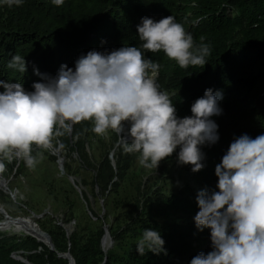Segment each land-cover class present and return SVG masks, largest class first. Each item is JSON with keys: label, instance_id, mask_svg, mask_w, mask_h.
Listing matches in <instances>:
<instances>
[{"label": "trees", "instance_id": "16d2710c", "mask_svg": "<svg viewBox=\"0 0 264 264\" xmlns=\"http://www.w3.org/2000/svg\"><path fill=\"white\" fill-rule=\"evenodd\" d=\"M167 16L175 17L197 44L203 36V42L211 45L207 64L187 69L163 52L144 53L161 65L155 81L169 94L178 116H190L191 105L207 89L223 94V114L213 117L220 140L203 148L204 169L193 173L190 166L178 165L175 154L158 169H145L137 153L126 152L125 142L119 144L114 131L102 137L92 131L89 121L73 124L72 131L57 126L63 134L50 144L59 143L70 157L77 153L79 160L65 163L66 175L58 176L59 170L50 174L48 169L43 175L52 214L37 223L50 235L56 251L25 236H34L28 230L15 233L20 236L4 233L15 225L11 224L0 228V264H26L14 254L30 264H70L58 255L67 252L76 264H190L200 252L212 250L209 231L199 232L195 226L197 192L215 189V167L234 138L264 133V0H65L61 7L51 0H25L21 7L0 6V79L23 83L33 91L32 84L42 82L34 68L55 76L61 65L74 68L80 55L91 50L139 46L141 19L159 21ZM14 54L25 57L26 74L6 67ZM113 151L115 166L110 160ZM14 164L18 175L25 177L30 171L23 160ZM70 177L85 188L82 193ZM72 222L74 231L68 236L65 227ZM107 226L114 244L105 253L102 240ZM147 228L160 231L165 252H137V242Z\"/></svg>", "mask_w": 264, "mask_h": 264}, {"label": "clouds", "instance_id": "9594fccd", "mask_svg": "<svg viewBox=\"0 0 264 264\" xmlns=\"http://www.w3.org/2000/svg\"><path fill=\"white\" fill-rule=\"evenodd\" d=\"M24 3L0 0V6L9 8ZM51 3L61 7L65 0ZM137 32L139 46L91 50L80 55L74 68L61 65L55 76L34 68L42 82H34L33 91H27L23 83L0 79V161L11 162L16 156L34 169L38 163L34 149L52 147L53 138L63 134L58 125L71 131L73 124L89 121L97 135L109 130L119 133L125 151L137 153L145 169H158L175 154L178 165L190 166L193 173L203 170V148L220 140L213 117L223 114L222 92L207 89L191 105V115L180 117L169 94L152 78L159 76L161 65L144 53L163 52L187 69L206 65L211 45L203 42V36L197 44L173 16L159 21L143 17ZM6 67L21 74L28 71L25 57L19 54L12 55ZM215 175V189L197 192L199 211L194 217L199 232L209 231L212 250L200 252L190 264H264V133L234 138L216 165ZM0 185L9 190L1 173ZM17 193L10 191L13 197ZM164 246L160 231L147 228L136 249L140 255L146 251L159 254L165 252Z\"/></svg>", "mask_w": 264, "mask_h": 264}, {"label": "rangeland", "instance_id": "374dc122", "mask_svg": "<svg viewBox=\"0 0 264 264\" xmlns=\"http://www.w3.org/2000/svg\"><path fill=\"white\" fill-rule=\"evenodd\" d=\"M157 77H158L157 75H153L152 78L154 80H156ZM72 126H71V131H72ZM59 127L62 128L63 126H59ZM127 128H128V126L125 125L126 133H127ZM114 133H116L117 137H119L120 139H123L119 133H117L115 131H114ZM107 135H109V134L107 133L104 136L106 137ZM129 141H130V137H129ZM76 142H77V139H73L72 144L75 145ZM52 145L55 148L53 146H52L53 147L52 148L49 145L47 148H36L35 149L36 150V156L38 159V163L34 169H30V171L26 172L25 177L18 175V174H15V171L17 168L14 164V161L15 162L21 161L22 158L13 156L11 162H9L6 159L3 161H0L4 164V167L2 169H0V173L2 174V177L4 179H7L8 184H9V186H8L9 190L18 192L16 194L17 196L14 195V197H13V195L10 194L9 190H6V189H3L2 187H0V204L4 207V209L8 212V214L11 217H13V218H28L31 216V213H34L35 215H38V216L42 215V214H39V212H42V213L47 212L50 215L52 214V209H51L50 205H48L47 199H45L46 196H45L44 189H45L46 185L44 186V182L42 181L44 172H45V170L46 171L49 170L50 174H52V172L54 170L55 171L59 170V172L61 174H59L58 176L66 175L65 169H64V172H63V170L60 169V166L58 163V155L56 154V152L54 150L59 151L62 158L66 159L65 163L71 161V158L74 160H79L77 153L71 155V157H70V155L67 154V151H65L64 149L61 148V145L59 143H58V146L56 145V142H54V144L52 143ZM101 147L102 146H100V144H99L98 149L100 151H101ZM113 152H115V151H113ZM53 157L57 158V162L54 163L52 161ZM68 157H70V159H68ZM64 168H65V165H64ZM40 170H41V172H40ZM30 177L32 178L33 182L31 181ZM29 178H30V182H29ZM78 181L81 183L80 179H78ZM78 187L80 188L81 191L85 190L84 187L83 188L81 186H78ZM14 198H16V199H14ZM4 199L6 200V202H4ZM92 202H93V207L99 213L98 208H96V203L94 202V200H92ZM26 205H29V207H26ZM101 206L104 208L103 201H102ZM30 207L35 208L36 211L31 210ZM104 213L105 212L103 211L101 213V216H103ZM57 218H59V217H57ZM4 220H5L4 215L2 213H0V222H3ZM27 223H29V222H27ZM73 223L74 222H72L69 225H72L73 227H75ZM21 227L22 226H18V224L16 223V225L12 226L10 231H6L4 233H9L11 235H17L15 233H18V234L24 233L25 234L27 232L26 230H28L27 227L25 229L21 228ZM17 236H20V235H17ZM113 244H114V241H113ZM113 244L110 247V249L113 247Z\"/></svg>", "mask_w": 264, "mask_h": 264}, {"label": "water", "instance_id": "95a60500", "mask_svg": "<svg viewBox=\"0 0 264 264\" xmlns=\"http://www.w3.org/2000/svg\"><path fill=\"white\" fill-rule=\"evenodd\" d=\"M123 140H124V139H122V140L120 141L119 144H121V142H123ZM124 141H125V140H124ZM114 153H115V152H113V153L110 155V160L112 161V164L115 166ZM65 161H66V159H64L62 162H60V161L58 160V163H59L60 169L63 170V172H64V169H65V168H64ZM70 181H71V183L76 187V189H77L80 193H82V191L80 190V188H79V187L77 186V184H76V180H75V178H74V177H70ZM2 208H3V207H2ZM46 214H48V213L45 212V213H43L42 215L38 216V215H35L34 213H31V216L28 217V218H29L30 220H32V224H33L34 227L38 228L42 233H44V234L49 238V240H48V244H45V245H46L51 251L55 252V251H56V250H55V246H54V243H53V241H52L50 235L47 234L46 232H44V231L41 229V227L38 225V223H37V220L41 219V218H42L44 215H46ZM3 215H4L5 219H7V218H13V217H11V216L8 214V212H7L4 208H3ZM20 219H21V218H16V220H20ZM1 223H2V222H0V224H1ZM73 224L75 225V222H74ZM65 229H66V231H67L68 236H70V235L73 233V231H74V227H73L72 225H68V226H66ZM0 231H1V230H0ZM107 234L110 235L109 227H108V226L105 227V236H104V238H103V240H102V248H103V242H104V240H105ZM31 237L35 238V239L37 240V242H40L36 237H34V236H31ZM110 237H111V236H110ZM40 243H41V242H40ZM111 243L113 244V240H112V238H111ZM112 244H111V246H112ZM103 250H104V248H103ZM104 252L106 253L105 250H104ZM58 255H59L60 258L67 259V260L69 261L70 264H76L75 259H74V257L71 255L70 252H67V253H59ZM13 257H14L15 259H17V260H20V261L26 263V264H30L29 261H28L26 258H24L23 256H21V255L14 254Z\"/></svg>", "mask_w": 264, "mask_h": 264}, {"label": "bare ground", "instance_id": "6f19581e", "mask_svg": "<svg viewBox=\"0 0 264 264\" xmlns=\"http://www.w3.org/2000/svg\"><path fill=\"white\" fill-rule=\"evenodd\" d=\"M125 134H126V129H125ZM54 151L58 155L59 161L62 162L65 158H62L59 151H56V150H54ZM0 187H2V186L0 185ZM3 208H2V206H0V213H2V214H3ZM27 222H29V223H27ZM16 223L18 225H23V226L27 227L28 231L30 230L29 232L31 234H33L34 237H36L41 243L48 244L49 238L44 233H42L38 228L34 227L32 224V220H30L29 218H21L20 220H16V218H7L0 224V228H3L5 226H9L11 224L16 225ZM25 236H32V235H25ZM110 247H111V237L109 234H107V236L103 242V248L106 252H108Z\"/></svg>", "mask_w": 264, "mask_h": 264}]
</instances>
